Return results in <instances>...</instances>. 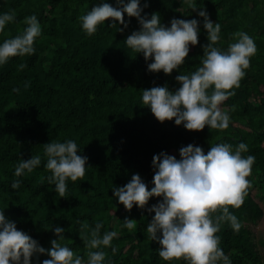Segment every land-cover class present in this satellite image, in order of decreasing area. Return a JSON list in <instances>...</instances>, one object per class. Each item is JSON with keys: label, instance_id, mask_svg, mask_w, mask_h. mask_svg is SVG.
I'll return each mask as SVG.
<instances>
[{"label": "trees", "instance_id": "16d2710c", "mask_svg": "<svg viewBox=\"0 0 264 264\" xmlns=\"http://www.w3.org/2000/svg\"><path fill=\"white\" fill-rule=\"evenodd\" d=\"M98 0H0V12H15V20L0 32V41L25 28L24 18L35 13L42 34L35 40L36 52L10 57L0 65V208L45 248L58 238L54 227H64V239L76 255L87 257L88 248L81 235V224L91 228L103 222L101 233L115 230L112 246L105 247L111 264H190L183 256L164 260L158 254L159 242L150 239L147 224L155 212L148 208L161 197L153 196L145 208L131 210L114 196L112 187L126 184L139 173L149 189L154 186L153 155L161 151L180 157L179 149L189 143L201 145L207 152L211 144L226 142L235 148L241 141L248 145L243 154H254L250 184L239 207H228L242 223L239 231L221 222L220 247L232 264H264V255L252 227L263 217V209L252 192L264 195V0H197L213 21L221 26L216 45L226 50L238 30L247 31L257 45L246 75L235 95L223 102L231 121L226 129L188 130L175 118L161 122L143 105L144 88L167 83L175 90L181 72L200 66L203 45L209 43L203 17L182 0H147L144 12H158L169 25L173 17L201 20L199 43L190 45L184 64L171 74L149 71L143 53L126 45V37L140 28L136 17L128 27L112 19L87 34L79 17ZM115 5L116 0H109ZM145 0H141L143 4ZM26 67L21 68L20 65ZM235 105V108H232ZM75 139L86 155V174L68 181L66 197H60L55 185L47 181L49 170L43 144L50 140ZM33 154L42 156V164L23 175L19 189H13L14 169L18 161ZM221 209L211 212L215 217ZM134 218L136 227H122L125 218ZM261 243L264 245V238ZM50 258L39 254L42 264ZM36 264V257L33 258ZM222 264V261H221Z\"/></svg>", "mask_w": 264, "mask_h": 264}, {"label": "clouds", "instance_id": "9594fccd", "mask_svg": "<svg viewBox=\"0 0 264 264\" xmlns=\"http://www.w3.org/2000/svg\"><path fill=\"white\" fill-rule=\"evenodd\" d=\"M193 10H198L203 17V27L207 30L209 43L203 45L204 54L198 68L191 72L181 71L176 77L179 87L171 89L167 83L144 88L143 105L150 107L151 112L161 122L175 118L177 125L183 124L188 130L226 129L231 115L223 102L235 95L241 78L246 75L245 69L250 66L251 56L256 53L255 39L247 32L238 30L236 37L226 50L216 45L221 40L222 26L213 21L204 7H199L197 0H182ZM148 7L147 0H116L115 5L109 0H98L86 13L79 17L82 29L89 35L98 30V26L113 18L123 27V32L130 23L128 17H136L140 28L129 34L126 45L137 53H143L147 69L153 72L163 70L171 74L174 69L184 64L190 52V45L199 43L201 20L196 17L185 19L173 17L170 26L161 22L158 12H144ZM15 20V12H0V32ZM25 28L21 33L0 41V65L8 62L10 57L36 52L35 40L42 34V25L38 16L33 13L24 18ZM26 67L25 64L20 65ZM235 108V105H232ZM43 166L49 170L47 181L55 185L60 197H66L68 181H76L86 174L88 157L78 154L80 146L75 139L50 140L44 143ZM248 145L241 141L235 148L226 142L211 144L205 152L201 145L189 143L179 149L180 157L161 151L153 155L152 165L155 169L153 185L148 184L137 172L122 186L112 187L114 196L126 209L134 205L145 208L151 197L162 199L148 208L155 215L147 224L150 239L159 242L158 254L164 260L183 256L190 264H232L230 257L220 247L221 222L230 223L237 231L241 221L228 207H239L244 202L248 185L247 178L255 161L254 154L244 155ZM82 151V150H81ZM42 164V156L33 154L28 159L21 158L14 169L17 177L11 182L13 189H19L23 175L32 172ZM221 209L215 219L211 212ZM134 218H125L122 227H136ZM81 224V232L87 257L76 255L65 243L64 227L56 225L54 232L58 238L51 241L52 247L45 248L28 232L19 229L16 221L0 208V264H40L39 254L48 253L50 258L42 264H111L106 260L105 247L112 246L115 230L101 233L103 222H97L91 228Z\"/></svg>", "mask_w": 264, "mask_h": 264}, {"label": "rangeland", "instance_id": "374dc122", "mask_svg": "<svg viewBox=\"0 0 264 264\" xmlns=\"http://www.w3.org/2000/svg\"><path fill=\"white\" fill-rule=\"evenodd\" d=\"M256 202L261 206L263 209V217L252 227L253 234L255 236L256 241L260 242L259 248L264 255V245L261 243L262 239L264 238V195L263 197H259L256 190L252 192Z\"/></svg>", "mask_w": 264, "mask_h": 264}]
</instances>
